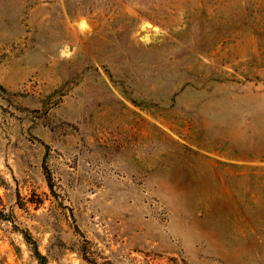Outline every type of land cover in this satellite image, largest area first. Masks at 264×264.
Segmentation results:
<instances>
[{
  "label": "rangeland",
  "instance_id": "1",
  "mask_svg": "<svg viewBox=\"0 0 264 264\" xmlns=\"http://www.w3.org/2000/svg\"><path fill=\"white\" fill-rule=\"evenodd\" d=\"M0 264H264V0H0Z\"/></svg>",
  "mask_w": 264,
  "mask_h": 264
}]
</instances>
